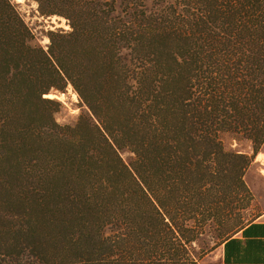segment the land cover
Masks as SVG:
<instances>
[{
  "label": "trees",
  "instance_id": "16d2710c",
  "mask_svg": "<svg viewBox=\"0 0 264 264\" xmlns=\"http://www.w3.org/2000/svg\"><path fill=\"white\" fill-rule=\"evenodd\" d=\"M35 1L70 30L44 47L0 0V264H201L242 159L222 134L264 84V0ZM68 85L84 111L61 123L45 94Z\"/></svg>",
  "mask_w": 264,
  "mask_h": 264
},
{
  "label": "rangeland",
  "instance_id": "374dc122",
  "mask_svg": "<svg viewBox=\"0 0 264 264\" xmlns=\"http://www.w3.org/2000/svg\"><path fill=\"white\" fill-rule=\"evenodd\" d=\"M11 2L31 29L35 42L44 47L48 44L49 30H70L65 17L42 15L35 0ZM45 97L55 98L61 103L60 112L56 115L61 123L74 122L84 111L82 102L70 85L63 92H49ZM259 126H264V84L248 101L243 122L222 134L224 148L242 154V159L239 174L228 177L229 197L219 211V219L207 226L197 241L199 246L210 248L202 260L216 252L224 238L264 212V136L259 135ZM122 156L128 159L130 154L123 152ZM230 178L236 179L232 181Z\"/></svg>",
  "mask_w": 264,
  "mask_h": 264
},
{
  "label": "crops",
  "instance_id": "0c3cea01",
  "mask_svg": "<svg viewBox=\"0 0 264 264\" xmlns=\"http://www.w3.org/2000/svg\"><path fill=\"white\" fill-rule=\"evenodd\" d=\"M201 264H264V212L226 238Z\"/></svg>",
  "mask_w": 264,
  "mask_h": 264
}]
</instances>
